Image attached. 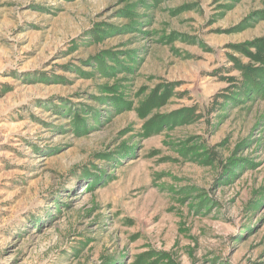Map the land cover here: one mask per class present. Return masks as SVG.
I'll use <instances>...</instances> for the list:
<instances>
[{
	"label": "rangeland",
	"instance_id": "rangeland-1",
	"mask_svg": "<svg viewBox=\"0 0 264 264\" xmlns=\"http://www.w3.org/2000/svg\"><path fill=\"white\" fill-rule=\"evenodd\" d=\"M0 264H264V0H0Z\"/></svg>",
	"mask_w": 264,
	"mask_h": 264
}]
</instances>
